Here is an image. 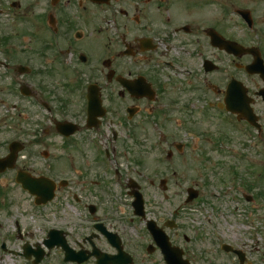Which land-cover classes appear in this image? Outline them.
Wrapping results in <instances>:
<instances>
[{
    "label": "flooded vegetation",
    "instance_id": "obj_1",
    "mask_svg": "<svg viewBox=\"0 0 264 264\" xmlns=\"http://www.w3.org/2000/svg\"><path fill=\"white\" fill-rule=\"evenodd\" d=\"M221 2L224 4L221 5ZM245 7V4L239 6L237 0H0V16L10 15L12 25L27 26V30L10 28L7 35L16 38L14 41L8 38L11 44L26 39L29 43L35 42L30 47L28 59L36 63L30 66L31 74L35 73L39 81L46 84L37 93L41 121L46 126L43 133L58 137L63 144L60 148L62 152L55 155L54 146L45 148L42 141L43 155L45 153L48 158L42 161L44 171L37 177L53 179L54 174L67 169L84 179L82 171L87 166L81 157L86 150L85 145L94 133L104 140L107 136L104 129L108 125L112 129L117 127V131L127 129L134 132V140L139 142L142 139L139 132L155 131L159 119L171 124L174 113L193 112L200 101L199 94L217 95L219 99L216 102L206 100L204 108L218 114H221L220 110L225 112V90L218 87L222 65L234 70V73L225 74V89L232 79L241 81L248 107L247 121H240L238 116L228 114L234 122L231 129L246 142H254L264 149V78L253 68L256 59H262L264 63V36L259 27L248 29L237 26L234 21L233 29L242 30L244 34L239 32L228 36L226 29L220 26L221 13L223 19L226 17L231 21V18L236 19L238 10H248ZM182 10L188 13L186 18L178 16ZM29 17L33 18L32 22L28 21ZM28 26H31L30 31ZM214 34L219 35L218 44L213 42ZM220 36L251 51L239 56L235 52L228 53L221 45ZM20 66L24 65L11 68L5 64L3 68L19 72ZM170 68L180 69L190 77L183 79L186 83L183 84L188 88L193 87L198 100L188 103L181 99L176 93L180 75L169 71ZM89 94L97 96L101 102L102 108L96 110L95 118L88 114ZM112 110L116 111V116L109 119ZM67 122L76 130L69 138L56 130L58 123ZM237 123L245 125V135L235 130ZM118 134L113 133L114 141L119 139ZM147 140L144 138V141ZM68 147L72 151L64 153ZM260 154L264 156L263 152ZM94 158L97 168L104 171V156L96 154ZM19 171L24 170L14 169L10 172L17 174ZM115 172L117 174L118 170ZM58 178L53 179L57 191L85 190L79 186L82 183L80 179L68 182L58 181ZM94 184L99 183L94 182L90 186ZM130 184L132 179L128 181V194L132 193ZM118 185L123 189L124 186ZM90 186L86 188L90 190ZM258 190V196L264 193L263 188ZM56 206L55 215L60 214L64 218L70 217L71 212L78 215V223L59 227V230L66 233L64 237L71 249L84 252L88 258L84 264H98V257L92 256L94 252L116 255L117 251L109 244L102 230L119 236V244L132 256V264H150L152 261V264H166L151 239L144 246L128 247L126 241L132 242L133 238L122 224L123 218L117 214L121 208L118 203H104L98 199L94 202L79 201L70 204V208H66L65 204ZM127 206L132 208L131 203ZM145 220L135 217L131 222ZM158 225L163 228L162 223ZM175 226L172 231L179 228V225ZM74 231L81 232L78 236L86 232L81 242L74 238ZM176 231L174 236L177 237ZM165 232L172 244L177 246L171 230L166 229ZM231 239L224 243L219 240L212 242L209 253L225 256L227 263L224 264H264V257L252 261L253 256L245 250L247 245L244 241L241 243L240 236L233 235ZM57 250L64 255L63 249ZM141 253L144 258L139 259ZM187 253L183 250V258L193 264ZM154 255L156 257H152ZM146 257L149 259L147 262ZM200 261L202 264H220L215 256L212 259L205 256Z\"/></svg>",
    "mask_w": 264,
    "mask_h": 264
},
{
    "label": "rangeland",
    "instance_id": "obj_2",
    "mask_svg": "<svg viewBox=\"0 0 264 264\" xmlns=\"http://www.w3.org/2000/svg\"><path fill=\"white\" fill-rule=\"evenodd\" d=\"M237 4H245V8L255 14L256 26L264 36V0H237ZM178 16L186 18L188 13L182 10ZM231 19H223V14L220 15V26L226 29L228 36L239 32L244 34L242 30L233 29L234 22L242 25L238 20ZM11 23L7 17H0V157L6 154L9 143L20 142L24 149L18 154L15 170L22 169L37 176L44 171L40 156L43 146L37 143L39 131L46 126L41 121L42 112L36 102L21 96L19 89L21 85L28 84L32 93L37 94L46 84L39 81L35 73L21 76L18 72L7 71L1 66L7 64L13 68L19 65H36L28 59L30 47L35 42L30 41V44L26 39L11 44L8 38L12 41L16 38L7 35L10 28L27 30V26ZM30 27L28 26L29 31ZM226 73H234V70L222 65L218 84L222 91L225 90ZM178 77L180 80L176 93L181 99L187 100L188 103H193L194 99L198 100L193 87L188 88L184 85L186 83L183 78ZM199 95L200 101L193 112L177 115L174 113L171 124L165 122L167 127L159 119V126L155 131L139 132L142 138L139 142L134 140V132L127 129L117 131V127L112 129L109 125L104 129L107 135L104 140L101 141L98 134L94 133L92 137L101 141L100 146L110 149L112 168L105 170L107 173L102 168H97L94 162L97 151L93 150L91 144L85 145L86 150L81 158L87 167L82 171L84 179H81L82 183L79 185L85 190L76 194L82 202H94L99 199L104 203H118L121 208L117 214L128 219L132 214L127 204L133 200L127 193L128 181L135 180L142 188L140 191L146 204L145 219L160 222L163 226L170 221L179 225L177 231L175 230L177 237L174 236L175 231L171 230L170 233L175 242L188 252L193 264H202L200 259L205 256L208 259L215 256L220 264L227 263L225 256L209 253L210 244L216 240L229 242L233 235L241 237V243L244 241L247 245L245 250L253 256L252 261L256 262L259 257H264V198L256 194L259 191L256 186L262 185L264 189V156L260 154L264 153V149L260 145L251 146L237 135L225 123L223 115L204 108L205 101L216 102L219 99L217 95ZM65 115L67 116V113ZM109 115L111 119L116 116V111L112 110ZM163 127H166L164 131ZM114 132L119 133L117 141L113 139ZM144 138L148 140L144 141ZM43 144L46 145L45 148L54 146L55 155L62 152V142L55 136H50ZM178 144L184 145L183 150L178 151L175 148ZM69 151H72L70 147L64 153ZM169 151L173 157L167 162ZM251 161L252 163H249ZM257 171L262 176V183L254 184L252 191H248L246 187L241 188L245 186L246 181L251 183V173ZM75 176L74 172L65 169L63 173L54 174L53 179ZM15 177L16 172L6 171L0 175L3 185L0 187L3 188L0 192V233L5 237L2 242L0 236V264H32L33 259L23 257V247L26 244L33 248L42 246L50 226L78 223V220L75 212L64 218L60 214L55 215L56 206H48L44 210L36 206L35 198L16 184ZM164 180L166 183L162 184ZM92 181L99 184L90 186L94 183ZM118 183L124 186L123 189ZM89 186L90 190L86 188ZM188 188H196L199 192V197L190 202L191 205L185 203ZM76 190H60L54 203L65 204L66 208H70L69 205L74 203ZM243 193L254 194L256 201L247 202ZM44 212L48 214L46 220L42 217ZM134 222L136 228H132L126 220L122 223L133 238L132 242L126 241L131 249L135 245L141 247L149 242L145 230L146 222ZM82 238L83 234L80 240ZM58 258L52 254L41 264H57ZM152 263L153 261L150 264Z\"/></svg>",
    "mask_w": 264,
    "mask_h": 264
},
{
    "label": "water",
    "instance_id": "obj_3",
    "mask_svg": "<svg viewBox=\"0 0 264 264\" xmlns=\"http://www.w3.org/2000/svg\"><path fill=\"white\" fill-rule=\"evenodd\" d=\"M23 94L27 95L29 94L27 92V89L22 90ZM229 98V95L227 96V99ZM17 144H14L13 147L15 149V152L17 151ZM15 155L12 154L10 157H8L5 160H0V172L4 171L8 166V163L11 161H14ZM11 167V166H10ZM17 182L22 183L23 187L25 189H29L31 193L36 194L38 196L37 203H46L47 201L51 200L53 198L54 194V186L49 184L48 182H44L42 180L38 179H33L31 177H24V176H19L17 178ZM190 197L188 201H192L196 195L197 192L194 190H189ZM136 197L141 199V195L136 194ZM141 205V203H140ZM40 258H37V262L39 261Z\"/></svg>",
    "mask_w": 264,
    "mask_h": 264
}]
</instances>
